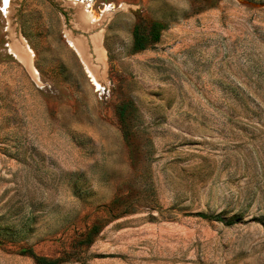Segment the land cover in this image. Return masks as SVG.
Returning a JSON list of instances; mask_svg holds the SVG:
<instances>
[{
  "label": "rangeland",
  "instance_id": "1",
  "mask_svg": "<svg viewBox=\"0 0 264 264\" xmlns=\"http://www.w3.org/2000/svg\"><path fill=\"white\" fill-rule=\"evenodd\" d=\"M37 258L264 264V0H0V264Z\"/></svg>",
  "mask_w": 264,
  "mask_h": 264
},
{
  "label": "trees",
  "instance_id": "2",
  "mask_svg": "<svg viewBox=\"0 0 264 264\" xmlns=\"http://www.w3.org/2000/svg\"><path fill=\"white\" fill-rule=\"evenodd\" d=\"M163 30L162 23L160 22H153L151 24V27L149 29V32L147 34L148 38L152 40V42L156 43L160 40L161 37V32ZM145 41L146 38L142 36L138 28H135L134 30V47L136 50L143 49L145 47ZM118 116H119V121L122 127V132L125 137V139L128 141L129 140V131L127 130V109L126 107H119L118 110ZM194 216L200 217L205 220H210V221H218L225 223L226 225H231L236 222L234 219H225L224 217L220 215H209L205 213H196ZM38 264H57L56 261L54 260H48L45 258H37Z\"/></svg>",
  "mask_w": 264,
  "mask_h": 264
},
{
  "label": "bare ground",
  "instance_id": "3",
  "mask_svg": "<svg viewBox=\"0 0 264 264\" xmlns=\"http://www.w3.org/2000/svg\"><path fill=\"white\" fill-rule=\"evenodd\" d=\"M96 41H97V40H96ZM73 45L75 46V49H77V50H79V51L81 50V49H80L81 47L79 46V43H78V42H77V43H76V42H73ZM28 56H29V55H28ZM27 65H28V64H27ZM87 69H88V72H89V73L92 72L89 68H87ZM91 74H92V75H90V77H93V79H92V78H91V79H92L94 82H97V79H96L95 75H94L93 73H91Z\"/></svg>",
  "mask_w": 264,
  "mask_h": 264
}]
</instances>
